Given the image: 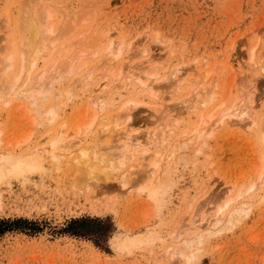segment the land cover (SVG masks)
<instances>
[{"label": "rangeland", "instance_id": "1", "mask_svg": "<svg viewBox=\"0 0 264 264\" xmlns=\"http://www.w3.org/2000/svg\"><path fill=\"white\" fill-rule=\"evenodd\" d=\"M58 1L60 0L45 2L53 13L50 42L54 41L51 43L54 47L52 50L51 46L47 48V53L39 58L37 69L46 67L49 70L47 68L56 63L57 59L61 66L64 62L66 65V61H74L71 57L76 56L82 46L81 50L89 53L83 56L86 60L77 61L78 65L73 63L78 69L59 82V88L69 86L71 94L70 97L65 95V98L60 99L63 103L57 104L61 117L57 120L58 123L56 121L51 125H39L35 115L37 113L34 106H30L29 100L13 98L12 102H8L10 104L0 100V150L10 149L14 153L34 155L52 136H56L54 134L61 129L57 131V127L62 123H65L62 130L68 131L67 139L73 144L70 142L71 144L63 146V150H58L63 158L60 157L62 162L58 170L55 168L58 165L54 164L49 169L45 167L49 154L45 153L43 158L37 154V163L28 170L15 176L7 174L0 179V219L21 218L34 223L30 228L16 224L19 228L0 236V264H264V199L260 198L262 191L264 192V174L261 175L264 170V141L259 137V125L261 121L264 124V115L261 114L264 110V69L261 71L262 68H256L254 63L264 52V0ZM23 3V0H0V58L5 56L4 48L10 41H14L13 52L17 53L14 21ZM40 4L35 3V9L46 5ZM1 18L7 21L6 26ZM4 29L8 30L7 33ZM79 34L83 37L88 34L89 37L84 39ZM97 38L104 40L101 41L98 55L93 56L90 52L94 51L96 46L93 43ZM111 40L114 48L122 41L121 54L118 58L104 60L106 57L101 52ZM255 43L259 46L252 61L248 50ZM10 49L8 52H11ZM227 59L234 65L237 78L245 79V91L248 93L254 87L252 94L249 92L254 99L246 100L247 95L245 100L255 105L256 126L247 129L230 123L229 118L225 117L211 135H206L203 140L192 135L191 141L190 134L183 137L182 133H189L198 114L205 117L210 107L226 95L229 89L226 85L232 83L229 79H233L231 77L235 73L230 74L227 70L220 72L218 66L225 64ZM103 60H114L113 76L103 71L104 67L100 65L105 63ZM120 63L125 67L131 63V71L126 72L134 71L133 77L136 78L138 73L144 80L153 81L155 84L152 82L154 85L151 86H154L156 95H150L147 89L139 87L133 77L132 80H126L123 74L115 79L114 76L118 75L117 65ZM94 64H99L100 67L91 68ZM148 65L154 67L150 68ZM211 67L215 68L213 79L210 75V80L216 83L211 88L213 96L211 93L203 94L208 91L205 92L198 84L199 90H196L201 98L198 99L193 94H196L194 83L198 82L195 79L201 76L199 74L197 77V74ZM87 69H94L89 78L91 81L81 78ZM146 71H154L156 76L147 77L144 74ZM12 73L14 72L8 76ZM178 79L183 82L177 90L172 84ZM237 82L229 85L232 91L240 87ZM120 83L125 86L118 87ZM192 88L195 91H191ZM234 91L233 95L230 94L226 99L224 97V111L236 97L239 99ZM101 96V99H96ZM204 96L213 98L208 106L198 103ZM191 99L196 102L194 109H185L186 104L191 105ZM129 100H137L139 104L136 107L124 106ZM93 101L97 104L94 105ZM102 102L107 105L99 110L97 106ZM123 109L129 113L131 125L116 129L118 126L114 127V117L111 116L119 111L123 112ZM101 115L110 116L105 120L110 124L106 134ZM95 116V122L89 131L87 125ZM124 116L119 122H124ZM126 127L130 129V134L133 132L134 135L144 136L146 143L155 138L156 142L158 138L164 139V142L159 140L158 145L149 142L147 147H152L149 151L144 154L138 151L137 155L130 158V151L127 153L119 148L127 140L126 136L119 137L115 134L124 133ZM92 131L95 132L94 135ZM108 144L116 146V149L110 148ZM86 145H94L95 148L100 146L101 152H109L115 163L119 157L117 152L125 154L124 160L119 166L120 162L116 163V170L111 171L109 178L102 177V180L99 179L97 183L91 181L87 186L85 183H73L71 169L74 166L66 164L67 160L76 156L75 152L79 147ZM154 145L159 146L158 149ZM69 153L73 156L69 157ZM152 155L153 160L160 161L157 169L154 170L155 167L152 166L153 171L149 166ZM251 185L255 186V190L249 195V199H245L252 204L247 214L228 229L222 227L219 231L212 232V235H204L205 239L202 238L200 244H195L198 247L194 246L189 251L192 252V260L188 263L182 261L174 250L183 248L188 251L182 243L183 239L205 233L214 221L215 215L211 213H216L217 206H223L224 200L226 202L229 199L235 200L233 203L236 204L238 201L234 197L241 191L239 189H248ZM82 218L99 220L98 225L87 221L83 227L92 230L99 227V232L103 235L78 236L65 232L71 220ZM191 222L197 225H192ZM114 237H117V241H114ZM123 242L124 247L119 245Z\"/></svg>", "mask_w": 264, "mask_h": 264}, {"label": "bare ground", "instance_id": "2", "mask_svg": "<svg viewBox=\"0 0 264 264\" xmlns=\"http://www.w3.org/2000/svg\"><path fill=\"white\" fill-rule=\"evenodd\" d=\"M24 3L22 4V7L18 13V15H16V19H15V29H14V36L17 35V41H18V44H16L17 46V52L16 54L13 52V43L12 41H10V43L8 42L7 46H5L4 48V51H5V56H3V58H0V100H2L5 104L10 102L13 98L15 99H24V100H29L30 101V106H34V110L37 114L36 117H38V121H39V125H51V124H54L60 117V113L57 109V104L58 103H61L62 101L60 99H62L63 97L65 98V95L70 97V94H71V88H69V86L65 87V88H59L60 85H59V82H62V80L66 79V75L68 74H71L73 73L75 70L78 69V63L77 61L79 60H82V59H85V57L83 56H86L89 52H86L84 53V50L82 51L81 49L83 48L80 47L81 49H79L80 51L82 52H78V54L76 56H72V57H75V58H72L71 57V60L74 59V61L72 60L71 62H67L66 61V65H65V60H63V66L59 65V62L60 60L57 62L56 60V63L54 62V64H52V66H50V68H47L49 70H46L45 68L46 67H42L43 69L41 70H38L37 69V66H38V61H39V58H41L43 55H45L47 52V48H50L51 46V43H53L54 41L50 42V35L51 33L53 32V25L50 24V21L53 17V13L49 10V5H47L45 2H49V0H23ZM41 3L40 5H43V4H46L45 6L43 5L42 7L40 6V8L38 9H35L36 7H34L35 3ZM59 3L61 2L58 1ZM43 3V4H42ZM89 3V2H88ZM49 4V3H48ZM37 5V4H36ZM64 13V12H63ZM4 18V17H3ZM6 18V16H5ZM11 18V17H10ZM14 18V17H13ZM1 20H3L1 18ZM7 20V19H6ZM13 20V19H12ZM84 20V19H83ZM2 22H5V20H3ZM7 22V21H6ZM6 22L4 23V25L6 24ZM10 22H11V19H10ZM9 22V23H10ZM83 22V21H82ZM1 25V24H0ZM3 26V25H2ZM6 26V25H5ZM4 26V27H5ZM2 28V27H1ZM3 30V29H2ZM6 30V29H4ZM8 30H6V33H7ZM85 31V30H84ZM2 32V31H1ZM4 33V32H3ZM81 34L83 32H80ZM99 33V32H98ZM97 33V34H98ZM85 34V33H84ZM80 35V34H79ZM88 35V34H87ZM84 35V37L82 35V38L88 39L89 35ZM113 35V34H112ZM98 36V35H97ZM96 36V37H97ZM100 36V35H99ZM109 36V35H108ZM107 37V35H106ZM7 38V37H6ZM99 38V37H98ZM97 38V39H98ZM103 38H105L103 36ZM98 39V40H95L93 45L96 46L95 49H93L94 51H91L90 54H92L93 56L95 55H98L99 53V46L101 44V41L103 42L104 39ZM14 39V38H13ZM81 41V40H80ZM88 42V40H86ZM74 42V41H73ZM76 42V41H75ZM85 42V40H84ZM86 42V43H87ZM12 43V44H11ZM92 43V42H91ZM55 44V43H54ZM53 45V44H52ZM75 45V44H73ZM89 45V44H88ZM258 43H255L254 45L250 46V50H248V54H249V59L254 61V58H255V55H256V51L258 49ZM7 47V48H6ZM54 47V45H53ZM51 46L50 50H52L53 48ZM75 47V46H73ZM114 44H113V41H109L106 46L104 47V52L102 51L101 54L103 56L106 57V59L104 60H108L109 58L113 59V58H118L121 54V50H122V41L120 43H118L116 45V48H114ZM12 48V49H10ZM9 49L11 50V52H8ZM50 50L49 53H50ZM147 50V49H146ZM144 50V51H146ZM62 51V50H61ZM86 51V50H85ZM142 51V50H141ZM46 52V53H45ZM65 52V50L63 51ZM73 52V51H72ZM263 54H261L260 56H258L259 58L257 60H255V64H256V68H262L261 71L264 69V52H262ZM74 54V52H73ZM170 54V53H169ZM168 54V55H169ZM100 55V56H102ZM151 55V54H150ZM153 55V54H152ZM259 55V54H257ZM89 56V55H88ZM45 57V56H44ZM65 58V57H64ZM88 58V57H86ZM99 58V57H97ZM149 58V57H148ZM69 60V59H68ZM86 60V59H85ZM103 60V61H104ZM102 61V59H101ZM100 61V63H101ZM114 62V60H112ZM112 61H104L105 63L102 65L100 64L101 66H103L105 73L108 72L110 73L111 75L114 74V70L113 69L115 66L113 65V62ZM116 61V60H115ZM77 65H74L76 64ZM250 62V61H249ZM74 63V64H73ZM85 63V62H84ZM87 63V62H86ZM212 63V62H211ZM252 63V62H250ZM45 64V63H44ZM50 64V63H49ZM97 64L98 68L100 67V65ZM130 65L126 66L123 64V63H120L117 65V70H118V75L117 76H114L115 79H117L119 76H122L123 74V78L126 79V80H132V77L135 76L133 74L134 71H132V73H127V72H130L131 71V63H129ZM133 65L135 63H132ZM141 64V63H140ZM203 64V63H202ZM200 64V65H202ZM218 64V63H215V65ZM253 64V63H252ZM86 65V64H85ZM155 65V64H154ZM199 65V66H200ZM213 65V64H212ZM214 65V66H215ZM80 66V65H79ZM82 66V65H81ZM84 66V65H83ZM94 67H91V68H95L96 69V64L93 65ZM96 66V67H95ZM145 66V65H144ZM150 66V65H148ZM203 66V65H202ZM219 66V70L220 72L224 71V70H227L228 72L231 73H235L236 70L234 67V65H232L231 63V60H228L225 62V64H218ZM244 66V65H243ZM252 66V65H251ZM48 67V66H47ZM85 67V66H84ZM87 67V66H86ZM151 67H154V66H150ZM90 68V69H91ZM253 68V66H252ZM148 69V68H147ZM177 69V68H176ZM175 69V71H176ZM92 70H85L86 73L83 77L84 80L85 78L90 80L89 78H91L90 76H92ZM145 70V69H143ZM215 68L214 67H211L209 68L208 70L206 69L205 71H203V73H198L197 71V77L199 76V74H201L200 77V80H199V77L196 80H198L197 83H194V87L195 90L198 86V84H200V87H202L201 89H204L205 92L207 93H204L203 94H207V95H210L209 93H211V95L213 96V92H212V86L215 87L214 85H216V83L213 81V80H210V75L212 76L213 75V72H214ZM127 71V72H126ZM174 71V69H173ZM260 71V72H261ZM11 72H14L12 73V75L8 76L9 74H11ZM94 72V71H93ZM101 72V71H100ZM168 72V71H167ZM170 72V71H169ZM178 72V71H177ZM202 72V71H200ZM98 73V72H97ZM107 73V74H108ZM196 73V71H195ZM264 73V72H263ZM103 74V73H102ZM107 74H104L106 75L107 77ZM131 74V75H130ZM147 77H153V76H156V73L154 71L152 72H149L147 73H144ZM174 74V73H173ZM183 74V73H182ZM203 74V75H202ZM82 75V74H81ZM98 75V74H97ZM103 75V76H104ZM136 78L133 77V79H135L137 81V84L139 83V87L142 86V88L144 87L145 89H147L146 91L149 92L150 95L155 94V91L153 90L154 88V84L151 82V80H144L143 78H141L138 73H136ZM101 76V75H100ZM113 76V75H112ZM238 76V73H235L233 75V79H229L232 80L231 82L232 83H235L239 80V78H237ZM105 77V78H106ZM176 77H179V76H176ZM241 77V76H240ZM81 78H79L78 80H80ZM122 78V79H123ZM155 78V77H154ZM153 78V79H154ZM181 78V76L179 77ZM226 78V77H225ZM242 78V77H241ZM245 78V77H243ZM212 79H213V76H212ZM77 80V81H78ZM169 80V79H168ZM171 80V79H170ZM176 80V79H174ZM183 80V79H182ZM194 79H192L193 81ZM245 80V79H244ZM244 80L240 79L237 83H239L240 87L238 86L235 91L237 92V96H239V99L236 97V99H234L232 103V105H229L227 107V109L224 111V109L226 108V98H228L230 96V94H232V88L229 87L232 86V83L228 84V86L226 85V87H228L229 89H227L228 91L226 92V97L222 100H220L219 102H216L213 104L212 107H210L211 109L207 111L206 113V116L204 117V115H200L198 114V117H197V120H196V123H193L194 124V127L191 128V131H189V133L187 132H183L182 135L183 137L186 136V134H190L189 136V139L191 138L192 139V135L196 136L197 139H204V137H206V135L208 134H212V132H214L215 128L217 129V126L223 122L224 118L227 117L229 118L228 121L230 123H235V124H238L240 126H243L247 129H249L250 127H253V126H256V122H255V118L257 116V113L255 111V105L253 103H248L246 102V100H251L253 98L252 95H250L249 92H251L252 94V89L254 87H252L253 85H251L252 89H248L250 91H248V93L245 91L246 89L243 88V82ZM81 81V80H80ZM91 81V80H90ZM123 81V80H122ZM135 81V82H136ZM164 81V80H163ZM167 81V79H166ZM165 81V82H166ZM172 81V80H171ZM211 81V82H209ZM218 81V80H217ZM74 82V81H73ZM125 82V81H124ZM156 82V81H155ZM173 82V81H172ZM183 81H181L180 79H178L177 81L174 82V84H172L171 82L169 83L170 85L172 84V86L174 88H177L180 84H182ZM255 82V81H254ZM85 83V82H84ZM129 83V82H128ZM168 83V82H167ZM236 83V84H237ZM73 84V83H72ZM121 84V83H120ZM119 84L118 87L120 86H125L124 83H122L121 85ZM151 84H153L151 86ZM168 84V85H169ZM197 84V86L195 87V85ZM205 84V86L203 85ZM59 85V86H57ZM165 85V84H164ZM167 85V86H168ZM193 85V84H192ZM203 85V86H201ZM222 85V84H221ZM246 85L249 86V84L247 83ZM129 86H130V83H129ZM157 86V85H156ZM62 87V86H61ZM72 87V86H71ZM162 87V86H161ZM245 87V85H244ZM250 87V88H251ZM102 88V87H101ZM130 88V87H129ZM167 88V87H166ZM179 88V87H178ZM177 88V90H178ZM192 90L191 91H195V90ZM212 88V89H211ZM249 88V87H247ZM74 89V88H73ZM73 89H72V93H73ZM107 89V88H105ZM120 89V88H119ZM126 89V87H125ZM168 89V88H167ZM170 89V88H169ZM199 90V88H197ZM200 89V91H201ZM221 88H219L220 90ZM156 92H157V89H155ZM196 90V94L195 92H193V94L195 95L194 97H199L198 96V93ZM218 90V91H219ZM222 90V89H221ZM220 90V91H221ZM254 90V89H253ZM172 91V90H171ZM234 91V92H235ZM244 91L247 93L245 94ZM133 92V91H132ZM170 92V91H169ZM177 92V91H175ZM238 92H240L238 94ZM174 93V92H173ZM216 93V92H215ZM202 94V95H203ZM225 94V93H224ZM244 94V96H243ZM122 95V94H121ZM149 95V96H150ZM172 95V94H171ZM174 95V94H173ZM176 95V94H175ZM233 95V94H232ZM248 95L247 99L245 100V97ZM249 95L251 97H249ZM99 96V95H98ZM103 96V95H102ZM101 97H97L96 99H101ZM105 96V95H104ZM103 96V97H104ZM117 96V95H116ZM119 96V95H118ZM133 96V95H132ZM135 96V95H134ZM144 96V95H143ZM169 96V95H168ZM192 98L194 99L193 95H191ZM212 96H208V97H205L204 98L202 97V101L199 102L198 100V103L204 105V106H208L211 101H212ZM215 96V95H214ZM220 96V95H219ZM172 97V96H171ZM216 97V96H215ZM135 98V97H134ZM200 98V97H199ZM198 98V99H199ZM241 98V99H240ZM59 99V100H58ZM164 99V98H163ZM196 99V98H195ZM194 99V100H195ZM201 99V98H200ZM205 99V100H203ZM216 99V98H215ZM254 99V98H253ZM184 100V99H183ZM193 100V101H194ZM47 101H50V104L48 105L47 104ZM92 101V100H91ZM97 102H99L100 100H96ZM192 99H191V105L190 104H184L185 106V109H194V106H195V101L193 102ZM12 102V101H11ZM89 102V101H88ZM110 102V101H109ZM187 102V101H186ZM185 102V103H186ZM190 102V101H189ZM253 102V101H252ZM2 103V102H1ZM63 103V102H62ZM92 103V102H91ZM94 105H96L97 103H95V101H93ZM124 103V102H123ZM160 103V102H159ZM10 104V103H8ZM15 104V103H14ZM139 104V101L137 100H129V101H126L125 102V105L124 106H129V107H136V105ZM161 104V103H160ZM3 105V104H2ZM26 105V104H25ZM106 102H102L100 104H98V108L99 110H103L105 107H106ZM122 105V104H121ZM158 105V104H156ZM5 106V105H3ZM22 106V105H21ZM29 106V104H28ZM182 106V105H181ZM188 106V107H187ZM23 107V106H22ZM121 107V106H120ZM123 107V106H122ZM232 108V109H231ZM17 109V108H16ZM20 109V108H19ZM85 109V108H84ZM130 109V108H128ZM231 109V110H230ZM27 110V109H26ZM122 110V109H120ZM126 109H123V112H117L115 113L114 116H111V117H114L113 118V124H114V127L116 128V126H118V128L116 129H119V128H122L123 126H128V125H131L130 124V117H129V113L125 112ZM31 111V110H30ZM91 111V110H90ZM203 111V110H202ZM201 111V112H202ZM24 112V111H23ZM84 112V111H83ZM82 112V113H83ZM81 113V114H82ZM86 114V113H85ZM261 114L264 115V110L263 112H261ZM107 115V114H106ZM122 115H125V120L123 123H121V121L119 122V120L121 119ZM102 116V115H101ZM130 116H131V113H130ZM110 116H102V120H105L107 121L109 119ZM35 118V117H34ZM86 118V117H85ZM98 118V117H97ZM84 119V118H83ZM95 119H96V116L88 123L87 125V128L89 129V131L92 129V125L93 123L95 122ZM34 120V119H32ZM133 120V119H131ZM60 121V120H59ZM36 122V121H35ZM111 122V121H110ZM58 123V121H57ZM67 123V122H66ZM129 123V124H128ZM61 124V123H60ZM108 124L107 122H105L103 124V126L105 127V131H104V134H106L105 132L107 131L108 129ZM111 124V127H113ZM127 124V125H126ZM110 125V124H109ZM116 125V126H115ZM62 126H65V123H62V125H60V127L58 128L57 127V134H54L56 136H52L53 138H50L51 140L49 142H47V144H45L44 146H42L43 148L42 149H37L35 152H34V155H25V154H22V153H19V152H16L14 153L13 150H0V179H3L5 178V176L7 174H11V175H19L21 174L22 172L28 170L32 165H35L37 163V159H38V156L39 157H42L44 156L45 153H47V155L49 154V157H47V161L45 163H47V165L45 164V167L47 166V169H49L51 167L52 164L54 165H58L57 167V170L60 169V160L63 159L62 156L58 153V150H63L64 147L63 146H66L69 144H71L72 142L69 141L67 138V133L68 131H64L62 130ZM100 127V125H99ZM113 127V129H114ZM129 127V126H128ZM126 127V130L124 131V133H121L120 134L119 132L118 133H115L116 136L119 135V137H121L120 135H123L126 136V141L125 139H122L123 141H125L124 143L116 145L115 142H113L114 145L116 146H119V148L124 151V152H127L130 151V158L132 156H134V154H136V152L138 151H141L143 154L146 152V151H149V149H151L152 147H147V144H150L151 142L153 144H156L158 145V142L159 140L161 142H164V139H161V138H158V142L155 141V139L151 142L150 141H147L146 143V139L144 136L140 137L139 135H134L133 132L132 134H130L129 132L130 129ZM79 128V127H78ZM84 128H86V126H84ZM259 128L261 129L259 132H261V134L259 133V137L261 140L264 141V124L260 123L259 125ZM64 129V128H63ZM77 129V128H76ZM55 130V129H53ZM79 130V129H78ZM98 130V129H97ZM96 130V131H97ZM124 130V129H123ZM70 131V130H69ZM120 131V130H118ZM114 132H116L114 130ZM92 134L94 135L95 132L92 131ZM109 134V133H108ZM136 134V133H135ZM1 135H2V132L0 130V140H1ZM158 135V134H157ZM156 135V136H157ZM182 135L180 138H182ZM187 135V136H188ZM114 136V135H113ZM160 136V135H159ZM162 136V135H161ZM112 138V137H111ZM110 138V139H111ZM144 138V139H143ZM163 138V137H162ZM21 139V138H20ZM71 139V138H70ZM113 139V138H112ZM111 139V141H112ZM186 139H188L186 137ZM188 139V140H189ZM190 139V140H191ZM194 139V138H193ZM115 140V139H114ZM182 140V139H181ZM17 141V140H16ZM22 141V140H21ZM77 141V140H76ZM116 141V140H115ZM122 141V142H123ZM187 141V140H186ZM193 141V140H191ZM190 141V142H191ZM199 141V140H198ZM1 142V141H0ZM11 142V141H10ZM15 142V141H14ZM71 142V143H70ZM150 142V143H149ZM182 142V141H181ZM189 142V141H187ZM196 142V141H195ZM77 143V142H76ZM96 143H97V140H96ZM95 143V144H96ZM184 145H185V142H183ZM11 144V143H10ZM73 144V143H72ZM93 144V143H92ZM98 144V143H97ZM162 144V143H161ZM160 144V145H161ZM182 144V143H180ZM202 144H203V141H202ZM89 145V144H88ZM109 145V144H108ZM110 146V148H113L116 149L115 147L116 146ZM158 149V147H156ZM173 145V144H172ZM201 145V144H200ZM264 145V144H263ZM70 146V145H69ZM92 146V145H91ZM90 146V147H91ZM146 146V147H145ZM149 146V145H148ZM153 146V148H154ZM40 147V146H39ZM79 147L77 149V152L76 153V156H73L72 153H69V157H72L71 159L67 160L66 161V164L69 166V165H73L74 167L71 169L73 171V175H72V171L69 172V175L71 177H73L72 181L74 184H76V182H79V183H85V185L94 182V183H97V181L99 179L102 180V177H106L109 178L110 176V173L111 171H115L116 169V163L119 161L120 163L118 164V166L121 164V162L124 160V157H125V154H123V152H117L116 155H119V157H117V161L116 163L113 161L112 159V156L111 154H107V152L104 153L101 152V148L100 146L98 148H95L94 145L93 147ZM109 148V147H108ZM264 148V146H263ZM34 149V148H33ZM32 149V150H33ZM90 149H92L90 152ZM104 149V148H103ZM102 149V150H103ZM183 149H185V146L183 147ZM106 150V149H105ZM66 151V150H65ZM109 151V149H108ZM120 151V150H119ZM171 151V149H170ZM90 152V153H89ZM139 152V153H141ZM156 154H157V151H155ZM167 152V151H166ZM141 153V155L143 156V154ZM38 156H35L37 155ZM72 154V155H71ZM148 154V153H147ZM155 153H153L154 155ZM160 154V153H159ZM158 154V155H159ZM137 155V154H136ZM135 155V156H136ZM152 155V160L154 158V156ZM157 156V155H155ZM61 157V159H60ZM64 157V156H63ZM109 157V158H108ZM129 157V156H128ZM138 157V156H137ZM160 157V155H159ZM48 158H50L48 160ZM158 158V157H157ZM156 158V159H157ZM40 159V158H39ZM109 159V161H108ZM139 159V158H138ZM141 159V158H140ZM146 160V158H145ZM151 160V163L149 162V166H151L150 168L152 169L153 167L154 170L157 169V167L160 166V161L159 160ZM143 162V160H142ZM146 162V161H145ZM64 163V162H63ZM263 163H264V156H263ZM123 164V163H122ZM137 164V163H136ZM142 164V163H141ZM146 164V163H145ZM139 165V163H138ZM122 166V165H121ZM120 166V167H121ZM136 166V165H135ZM148 166V169L151 171V169L149 168ZM153 166V167H152ZM143 167V166H142ZM67 168V166H66ZM69 168V167H68ZM145 168V167H144ZM138 169V168H137ZM146 170L148 172H150L149 170ZM46 170V168H45ZM69 171V169H67ZM153 171V169H152ZM146 174V173H145ZM148 174V173H147ZM153 174V173H152ZM264 174V170L261 172V175ZM69 176V177H70ZM105 179V178H103ZM68 180V179H67ZM70 180V178H69ZM258 180V179H257ZM100 181V180H99ZM69 182V181H68ZM71 182V181H70ZM72 183V184H73ZM93 183V184H94ZM70 184V183H69ZM73 184V185H74ZM258 184V183H257ZM263 184V183H262ZM80 185V184H79ZM86 185V186H87ZM261 185V184H260ZM85 188H88L86 187ZM92 186V185H91ZM143 186V185H142ZM257 186V185H256ZM83 187V186H82ZM229 187H232V186H229ZM234 187V186H233ZM143 188L145 189V187L143 186ZM147 188V187H146ZM255 186L254 185H251V187H249L248 189H245V188H241L238 192V194L234 197V199H236L238 202L235 204V202L233 203V201L235 200H227L225 202L224 200V205L223 206H217L218 209H216V213L213 212L211 213L215 215L214 217V221L211 222L209 228H207L206 232L205 233H199V234H196L194 236H190L191 238H188V237H185L182 241L183 245L186 247V249H188V251H186L185 249H178L177 250H174L176 254H179L180 258L182 259V261H186L187 263L190 261V259L192 258L191 257V254L192 252L190 253L189 251L190 250H193L192 248L195 246V244L197 245L198 243L200 244V241L201 239L204 237V235H212L211 233L212 232H216V231H219L220 228H229V227H232L235 223V221H239L241 219V217H244L245 214H247V212L249 211L250 207L252 204L249 203V201H245L246 198L249 197V195L252 194V192L255 190L254 189ZM148 189V188H147ZM229 189V188H228ZM237 189V188H236ZM245 189V190H244ZM262 189H264V184L262 185ZM230 190V189H229ZM212 192V191H211ZM225 192V191H224ZM228 192V191H227ZM231 192V191H230ZM226 193V192H225ZM237 193V192H236ZM254 194V193H253ZM149 197L151 198V194H148ZM215 195V194H214ZM221 195V194H220ZM208 197V196H207ZM219 197V196H218ZM209 198V197H208ZM211 198V197H210ZM215 198V196H214ZM223 198V197H222ZM261 200L264 199V192L262 191V196H260ZM226 199V198H225ZM249 199V198H248ZM215 200V199H214ZM260 200V199H259ZM260 200V201H261ZM218 201H219V198H218ZM259 201V202H260ZM233 203V206L231 205ZM258 202V203H259ZM222 205V204H221ZM231 205V206H230ZM204 211V210H203ZM202 212V211H201ZM196 215V214H195ZM198 216V215H197ZM209 216V215H208ZM217 217V218H216ZM208 220V219H207ZM190 221V220H189ZM194 221V220H193ZM203 221V219H202ZM196 222V221H195ZM192 223V222H191ZM194 223H192L193 225ZM187 225V224H186ZM195 225V224H194ZM197 225V223H196ZM195 225V226H196ZM200 226V225H199ZM190 227V226H189ZM194 228V227H193ZM225 228V229H226ZM227 228V229H228ZM196 231V229L194 230ZM193 232V231H192ZM201 232V231H200ZM209 234V235H208ZM185 235V234H184ZM114 241H117V237H114ZM205 238H203L204 240ZM120 242V241H119ZM118 243V242H117ZM116 243V245H117ZM115 245V244H113ZM121 245L122 247H124V242L122 244H119ZM118 245V246H119ZM198 246H195V248H197ZM174 253V252H173ZM174 253V254H175ZM163 254V253H162ZM191 257V258H190ZM192 260V259H191ZM176 261V260H175Z\"/></svg>", "mask_w": 264, "mask_h": 264}, {"label": "trees", "instance_id": "3", "mask_svg": "<svg viewBox=\"0 0 264 264\" xmlns=\"http://www.w3.org/2000/svg\"><path fill=\"white\" fill-rule=\"evenodd\" d=\"M91 222L93 224H99V220L97 219H89V218H82V219H75L71 220L68 224L67 227L65 228V232L78 235V236H86V235H91L95 234V236L101 237L103 234L99 232V227H96V229L92 230L91 229H85L83 226H85V222ZM31 223V224H30ZM19 224H22L23 226H28L27 228H30V225H34V223L29 222L25 219H14V220H9V219H0V236L4 234L7 231H10L12 229L19 228V226H16Z\"/></svg>", "mask_w": 264, "mask_h": 264}]
</instances>
